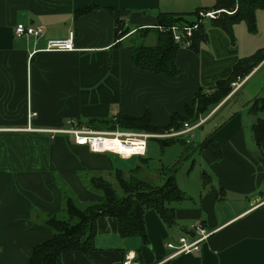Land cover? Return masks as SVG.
Wrapping results in <instances>:
<instances>
[{"label": "crops", "instance_id": "1", "mask_svg": "<svg viewBox=\"0 0 264 264\" xmlns=\"http://www.w3.org/2000/svg\"><path fill=\"white\" fill-rule=\"evenodd\" d=\"M217 1L0 0V264H29L35 248L52 238L45 221L48 215L61 212L67 193L79 207L104 202L90 183L84 187L81 173L114 176L115 171H126L113 160L134 158L94 153L75 145L72 137L60 134L52 139L49 134L28 131L29 127L60 130L73 120L95 132L130 131L107 130L98 121L121 115L139 118L146 112L154 126L164 127L172 115L185 116L199 88L211 94L241 59L264 49V43L246 36L236 44L206 21L208 40L199 52L190 47L178 50L179 75L168 77L136 68L131 43L124 46L136 36L134 29L158 27L160 12L218 11L212 9ZM86 8L91 11L74 16ZM260 11L264 10H258L256 18ZM118 18L124 30L134 26L132 35L121 42L116 41ZM19 24L44 28V38L18 37ZM70 32L75 35L76 51H45L48 40L66 39ZM263 68L264 62L241 78V87L213 110L195 113L192 124L205 120L197 144L211 138L222 157L216 160L209 151L197 149L204 164L198 187L184 180L186 190L175 177L186 199L171 206L176 212L173 226H167L154 210L148 211L145 243L139 236L122 238L116 218L99 217L94 249L87 255L64 253L60 264H122L129 252L142 264H264V138L258 144L253 131L264 120V110L251 111L252 101L264 97L260 96L264 81L246 91ZM30 113L35 116L30 118ZM139 160L141 164L133 169L144 161L147 167L146 155ZM204 174L210 178L207 186ZM100 176L90 177L89 182ZM196 222L211 232L209 238L198 252L171 257L174 251L167 244L178 238L193 241Z\"/></svg>", "mask_w": 264, "mask_h": 264}, {"label": "trees", "instance_id": "2", "mask_svg": "<svg viewBox=\"0 0 264 264\" xmlns=\"http://www.w3.org/2000/svg\"><path fill=\"white\" fill-rule=\"evenodd\" d=\"M238 3L237 11L229 16L221 13L216 20H212V26L225 32L234 42V26L244 22L248 30L257 32L256 12L264 10V0H218L212 7L214 10H233ZM91 11L90 8L78 10L75 17H80ZM202 10L182 15L176 13L160 12L158 14L159 26L168 28L171 26H192L198 23V14ZM208 11V10H203ZM187 17L195 20L188 21ZM116 41L132 35L133 30L123 29L122 22L116 19ZM136 39H144L152 32L157 35V44L147 46L144 43L133 45V62L136 68L156 75L175 77L180 74L175 59L180 45L175 44L171 33L160 32L156 28L134 29ZM208 40L204 24L194 31L191 38V49L198 53L202 43ZM120 42L116 45H120ZM118 45V46H119ZM264 62V49L257 51L254 55L241 59L233 68L232 74L225 80L216 84L214 92L206 94L199 88L194 103L186 107L185 116L174 114L167 126L156 127L151 122V117L146 112L142 117L133 118L129 116H118L114 120H97L107 130H115L118 127L130 131H140L153 134L179 130L184 123H191L195 119V113L201 115L208 113L226 99L233 91L232 83L238 78L248 77L256 67ZM264 110V97L255 98L252 101L251 111ZM92 121L93 123L97 122ZM201 127V126H200ZM199 127V128H200ZM258 144L264 138V120H259L253 127ZM162 151L170 147L175 141L187 144L182 137L171 139H158ZM207 150L214 155L216 160L221 159L222 151L211 138H206L198 144L194 150ZM141 158V157H140ZM146 161L128 173L115 171L114 178L117 183L115 188L108 180L93 177L90 185L93 189L102 193L104 202L101 204H89L79 207L71 197L64 199V205L59 214L48 215L45 225L51 229L53 236L50 240L38 245L29 259V264H60V257L64 253L78 252L88 254L94 249V238L97 232L96 222L99 217H113L118 221L119 235L122 238L139 236L143 242H148L145 214L154 210L167 226L176 223V212L171 207L172 203L186 199L178 187L175 178V169L162 170L164 183L155 185L143 177ZM166 174V175H164ZM203 183L207 186L210 181L207 174L203 175ZM64 215V217H60Z\"/></svg>", "mask_w": 264, "mask_h": 264}, {"label": "built area", "instance_id": "3", "mask_svg": "<svg viewBox=\"0 0 264 264\" xmlns=\"http://www.w3.org/2000/svg\"><path fill=\"white\" fill-rule=\"evenodd\" d=\"M238 9L230 11L218 10V11H201L198 16V23L192 26H171L168 28L158 26L156 29L160 32L171 33L174 43L180 45V47L189 48L191 47V38L194 31H197L200 25L204 24L207 20H216L221 13L234 14ZM15 34L18 37L34 38L38 41L45 36V29L42 27H27L23 24H19L15 28ZM74 32H70L66 39H51L47 41V47L45 51L48 52H74L76 51L74 43ZM244 82L241 78H238L236 82L232 84L233 92L235 93ZM34 113H30L29 117H34ZM205 120L199 121L195 124L184 123L179 130H172L170 132H164L159 134L140 132V131H105L95 132L87 127H82L77 122L70 120L68 121L67 128L60 130H46V129H27L30 132L46 133L51 136L52 139L56 138L57 135H66L72 137L74 144L77 146L87 147L91 152L94 153H113L119 155L122 158L128 159L134 156L143 157L147 152V141L150 139H171L179 138L191 134L197 130ZM189 142V140H188ZM196 238L189 242L186 238H178L177 242H169L167 248L174 251L171 257L190 253L198 252L200 246L205 242L211 232L208 231L201 222H196L193 226ZM122 264H142L139 262L134 253L129 252L126 254Z\"/></svg>", "mask_w": 264, "mask_h": 264}, {"label": "rangeland", "instance_id": "4", "mask_svg": "<svg viewBox=\"0 0 264 264\" xmlns=\"http://www.w3.org/2000/svg\"><path fill=\"white\" fill-rule=\"evenodd\" d=\"M235 9H236V6H235ZM188 11H189L188 13H190V12H193L194 10L191 9ZM230 11H232V10H228L227 12L231 13ZM226 15L231 16V14H227V13H226ZM220 16L221 15H219L217 17L219 18ZM198 19H199V16H198ZM206 20L211 22V20H209V19H206ZM256 21H257L256 22L257 23V32L256 33L250 32L244 22H240L239 24L234 26V37H235L236 44L239 41L241 43L244 42L243 36H246L247 38H253V40L257 41L258 43H264V11H260L257 13ZM127 27H129L130 29L134 28L133 25L127 26ZM240 31L241 32L243 31L244 35H240L239 34ZM136 37H138V36H134L131 40L126 42L124 46H128L130 43H131V47L134 44L140 45L143 43H145V45H147V46L154 45L153 40L156 39V34L154 32L150 33L144 39V41H142L141 39L138 41H135ZM252 80L253 81H252L251 85H248V87H246V91L248 90L249 86L252 87L253 85H258L260 83V81H264V68L261 69V71L258 74H256ZM262 87L263 88H261V90H260V96L261 95L264 96V86H262ZM235 102H237V100L234 101V103H230L227 106V108H232L234 106ZM250 105H251V103H250ZM247 112H249V109L247 110ZM110 117H112V116H110ZM222 122H224V120H222ZM212 124L213 123H211V125ZM208 125H209V123L206 124L203 129H205ZM201 133H202L201 128L198 129L197 131L195 130L191 134L182 137V139L185 142H187V144H184V143L179 142V141H175V143H173L170 147L165 148L163 151L160 147L161 144L157 139L148 140L147 141V150L148 151L146 154V158L149 159V163H148L147 167L143 166L144 167L143 177L146 180L151 181L155 185H159V184H161V181H164V180H162V174H161L162 170L168 171L169 169H175L176 170L174 173L175 177L180 181L179 183H180V186L182 188L187 190V188L184 186V180H190L191 186L193 185V187H195L194 185H197V187H198L200 185V181H201L200 180L201 168L204 167V164L202 162L201 157L199 155H197L198 152L193 150V149H195L196 146H198L197 143L200 142V140H201V138H200ZM188 140H189V142H188ZM114 158L117 160L119 159L118 157H114ZM113 161H114L116 167H118V168H120L126 172L130 169H133L136 165L141 164V161L139 160V156H134V158L132 159L131 162L130 161H128V162L116 161V160H113ZM189 174H191V177H187ZM95 175L103 176L115 188H117L116 180H115L114 176H112V174H110V172H101L98 174L96 172H94V174H90L87 171L81 173V175H80L82 177L84 187L89 188V178L92 176H95ZM164 175H166V174H164ZM67 197H71V194L67 193ZM72 199H74L75 201L77 200L76 198H72ZM88 204H90V203H87V204L84 203L82 205L86 207ZM172 205H173V203L171 204V206ZM60 217H64V215H61Z\"/></svg>", "mask_w": 264, "mask_h": 264}, {"label": "bare ground", "instance_id": "5", "mask_svg": "<svg viewBox=\"0 0 264 264\" xmlns=\"http://www.w3.org/2000/svg\"><path fill=\"white\" fill-rule=\"evenodd\" d=\"M256 69V68H255Z\"/></svg>", "mask_w": 264, "mask_h": 264}]
</instances>
